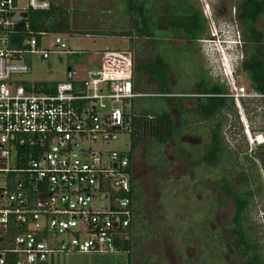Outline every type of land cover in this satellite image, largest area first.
Here are the masks:
<instances>
[{"label":"built area","instance_id":"built-area-1","mask_svg":"<svg viewBox=\"0 0 264 264\" xmlns=\"http://www.w3.org/2000/svg\"><path fill=\"white\" fill-rule=\"evenodd\" d=\"M19 1L0 0V264H47L57 252L116 250L134 216L130 156L85 141L111 143L121 129H132L140 95L132 51L105 49L82 77L72 70L77 86L67 78L52 92L41 81L20 79L30 70L25 52L50 56L43 43L51 32L38 30L23 46H11L12 32L33 33L13 12L50 6V0H26V7ZM67 47L65 33L54 32L55 51ZM102 187L110 189V203L93 208L91 198Z\"/></svg>","mask_w":264,"mask_h":264},{"label":"rangeland","instance_id":"rangeland-1","mask_svg":"<svg viewBox=\"0 0 264 264\" xmlns=\"http://www.w3.org/2000/svg\"><path fill=\"white\" fill-rule=\"evenodd\" d=\"M95 3L103 2V0H91ZM240 0H200L204 12L207 14L210 24V34L207 36L208 40L200 41L197 44V47L200 49L199 55H193V53L186 54L184 51L182 53L176 52L174 55L168 56L171 64L175 67L186 68V71H183V75L178 74V78L184 77L188 80L187 85L191 86V83H195L197 77H201L202 68H200V63L210 72L213 77L220 82L227 80V87L231 92H235V98L238 97L239 92H254V87L252 85L251 79L248 73L243 69L241 63L231 65L229 62L233 56L232 54L227 53L228 63L226 65L227 75H224L219 67L221 63V57L217 50H222L226 48L224 42L226 39L237 38L240 39V23L236 17L235 6ZM19 4L22 7H26L27 1L20 0ZM162 19V18H161ZM162 24L164 26L168 25L166 19H162ZM258 24L264 28V14L258 19ZM65 38L68 43V47L64 50L55 51L54 48V32H51L47 35L44 40L43 46L51 50L49 57H43L40 53L25 52L22 58V61L27 62L30 66V70L27 73L18 74V77L23 80H28L31 82H39L43 80H64L68 76V67L73 65L74 69H80V75L86 73L87 67H93L97 65V62L100 59L102 51L105 49H126L132 51L133 59V68L136 60L135 48L133 46V41L129 36L124 35H100V34H84V33H75V34H65ZM174 39V38H173ZM151 40V39H150ZM181 42V37L174 39V44H179ZM243 42V41H242ZM240 56L243 54L241 45L239 46ZM69 49L71 51H69ZM77 52H72V51ZM221 52V51H220ZM145 57L151 55L150 50L146 49ZM185 53V54H183ZM191 55V56H190ZM186 56L188 58H186ZM93 59V60H92ZM183 62H188L186 65ZM183 63V65L181 64ZM156 66H162L160 60L155 61ZM234 66V67H233ZM165 68V67H164ZM181 68V69H182ZM233 68L236 69V72H233ZM79 75V73L74 74ZM135 75V74H134ZM136 77V76H135ZM150 81H156L152 77L149 78ZM190 82V83H189ZM180 84V82H178ZM157 84V83H156ZM178 84V85H179ZM177 85V84H176ZM158 87V84L156 85ZM257 92V91H255ZM240 97V96H239ZM160 100L156 96L145 95L141 96L139 103L141 107L151 108L158 110L162 106L160 105ZM241 107L235 104L234 107L229 108L226 106L224 113V130L226 131V140L229 148H235L238 145L239 140L242 138L238 136V133H235L237 127L240 126L238 118L235 114V107H239L242 110L247 112V123L251 124L254 128L264 127V114L261 107V98L259 99H250L249 96L245 98L241 97ZM258 105V106H257ZM133 123L131 124V126ZM133 132L128 127L121 129L119 131L118 138L113 140L111 143H107L102 140H95L88 138L85 141V145H91L96 150H102L103 152L110 151L112 149H118L125 151L130 155L131 143L133 141ZM262 137L261 135L258 136ZM263 138V137H262ZM260 140V139H259ZM180 145L188 147L192 150L194 159L199 158L201 153L200 145L196 146L193 144H188L186 142H181ZM242 146H247L246 140L243 138L240 143ZM160 141H147V150L157 154L159 149L162 147ZM167 150L173 156L179 158L177 161V166L172 170V172H163L162 177L172 178L173 181L165 179L163 180V185L160 182H157L156 171L152 170L150 173L145 172L142 175L141 184L145 188L146 195L144 200L139 202V207L145 215V223L147 226H151L153 229V234L148 240H145L141 251L144 253H150L161 258L162 254L170 253L169 248H173L177 253L176 246L179 245V233L183 232L187 228L193 229L194 246L189 247V254L195 252V247L201 245V238L203 235V230L201 226L197 225L195 219L200 220V215L204 210L209 208V204L212 202L205 198L201 200L200 190L193 189V185L190 180L185 182L184 172L188 168V160L182 153H180L178 147L174 144L167 145ZM81 146H77L74 149L80 150ZM197 149V150H196ZM200 149V150H199ZM194 152V153H193ZM197 152V154H196ZM143 150L138 146L135 152V159L138 162H143ZM182 155V156H180ZM14 156V155H13ZM164 160V158H163ZM177 160V159H176ZM165 161V160H164ZM258 163V161H257ZM199 165L196 167L195 171H192V174L196 173V178L191 177V180L194 182L199 181L200 178L205 177L206 166ZM212 174L214 175V180H206L208 183L207 193L220 196L222 195L221 184L222 181L217 176L218 167L216 164L210 165ZM158 172V171H157ZM156 173V174H155ZM160 175V172L158 173ZM172 174V175H171ZM184 180V181H183ZM178 181V182H176ZM175 184H174V183ZM232 182V181H231ZM200 186V184H197ZM200 189L202 187H199ZM159 190H162L161 196ZM110 189L99 188L95 191V194L91 198V205L93 208L101 209L109 205L110 203ZM195 195H198V198ZM188 197L186 202L184 197ZM191 197V198H190ZM226 203L218 207L216 218L212 225H218L217 228L220 230L228 224L229 220L234 215L236 204L231 197L226 196ZM195 199V201H194ZM196 203L194 205L191 204ZM194 201V202H193ZM200 201V202H199ZM252 209L249 211L250 218L251 216L259 221L260 225L257 224L259 230L257 231V238L262 244H264V197L257 196L255 201L251 202ZM185 210H188L189 218L188 220L181 218V215L184 217ZM167 220V222H166ZM193 223V224H191ZM141 225V223H140ZM166 225L172 226V229L176 230L172 233L167 232ZM139 224L136 226L135 233L140 234L145 232V230H140ZM197 229V231H195ZM185 234V232H183ZM185 237V236H183ZM210 236L204 237L202 242L205 243L211 242ZM178 242V243H177ZM227 252L225 257L231 264H240L242 257V252L237 251L234 245L228 243L226 246ZM136 256L135 264H141L142 259ZM173 260V257L171 258ZM197 259V258H196ZM198 264L200 263L197 259ZM202 261V260H201ZM47 264H129V252L125 249L118 248L116 250H106L101 252H83V251H63L51 254L50 258L47 261ZM174 264H180L179 261H176Z\"/></svg>","mask_w":264,"mask_h":264},{"label":"trees","instance_id":"trees-1","mask_svg":"<svg viewBox=\"0 0 264 264\" xmlns=\"http://www.w3.org/2000/svg\"><path fill=\"white\" fill-rule=\"evenodd\" d=\"M235 10L243 41L241 65L248 73L254 90L261 95L255 97H257L256 99L261 98V107L264 109V28L258 24V19L264 14V0H240L235 6ZM28 12V20L20 22L18 25L23 28L28 27L33 30V33L30 31L12 32L9 42L11 46H23L25 38L38 30L65 34L129 36L133 41L136 60L137 58L139 60L135 61L134 65V90L140 93L135 97L132 105L131 124L139 126L146 123L153 127L154 135L158 136V141L162 145L171 139L170 131L174 127V122L170 106L163 100V94L168 92L169 72L167 69L156 66L154 62L161 59L167 67L174 69L175 67L171 64L165 51L173 53L184 51L186 54L189 52L199 55L200 49L197 44L210 34L209 19L200 0H103L100 3L91 0H50L48 8L29 9ZM163 13L174 24L169 32H164L162 26L158 24V17ZM178 34H186L191 45L188 46L184 43L180 48H174L170 37ZM159 36H169V38L151 42V37ZM147 48L151 53L148 58L145 57ZM200 68L203 72L199 77V86H201V91L207 95L201 97L199 111L212 116L223 106L234 107V95L228 94L230 90L227 85L215 79L201 63ZM72 70H74L73 65ZM150 77L156 81H150ZM67 78L74 80L76 86L79 84L73 76H67ZM41 82L43 89L52 92L56 90L58 83L56 80ZM156 83L159 85L158 87ZM145 95L156 96L161 99L160 105L161 102L163 105L158 110L141 107L137 102L141 96ZM262 111L264 114V110ZM217 125L218 128L216 127L214 134L215 147L208 155L199 156L198 159L201 162L204 159L213 160L220 153L223 144L220 136L221 123L218 122ZM132 151L131 149L129 156L132 155ZM131 194H134L133 196L139 202L141 201L137 186H133ZM240 205L238 217L234 222L240 233V238L234 240L246 254L247 264H264V252L258 240L252 237V227L246 224L243 214L247 202L240 201ZM140 211L137 208L136 214H139ZM138 222L135 221V224L131 223L128 226V237H119L117 240V246L127 250L129 255L142 240L149 238L152 233L151 229L142 221L141 225L144 228L146 226L145 232L136 234L135 228Z\"/></svg>","mask_w":264,"mask_h":264},{"label":"flooded vegetation","instance_id":"flooded-vegetation-1","mask_svg":"<svg viewBox=\"0 0 264 264\" xmlns=\"http://www.w3.org/2000/svg\"><path fill=\"white\" fill-rule=\"evenodd\" d=\"M166 17L167 15L165 13L160 14L158 17V24L162 26V30L164 32H169L174 24L171 19ZM161 18L166 19L169 22L168 25L164 26L161 22ZM178 37H181V42L179 44H174V39ZM168 38L169 36H159L151 37L150 39L151 42H155V40L157 39ZM170 38L171 44L176 49L183 46L184 43L188 46L191 45V42L189 41L186 34H178ZM168 49L170 50V48ZM165 52L167 53V56L175 54L172 51ZM182 52L183 51H180V53ZM186 58L188 57L186 56ZM157 60H160V62L165 68L162 66L159 67L167 69L169 72L170 81L168 92L163 94V100L170 106L171 117L174 122V127L170 131L172 135L171 139H169L163 144L157 154H153V152L148 151L146 149L147 141H158V136L154 135L153 127L146 123L139 126H132L131 130L133 132L134 137L131 143V149L133 151L132 155L130 156V161L128 165V169L131 174L132 189L133 186H137L139 188L140 198L141 201H143L146 195V191L145 188H143L141 182H139V180H141V177L143 174H145V172L150 173L152 170L156 171L157 174L155 173V179H157V182H160L161 185H163V180L165 179L170 180V182L173 181L172 178L170 179L168 177L163 179L164 177H162V174L164 171L171 173L175 166L178 165L177 161H179V158L173 156V154H170L166 147L167 145L174 144L175 146H179L178 149L180 153L183 152L182 155L185 154L187 160L189 161L188 168L185 169L183 179L185 180V182H188V180H190L191 184L193 185V189L200 190V201L204 200L205 198H208V200H211L212 202L209 204V208L207 210H204L203 213L200 215V220L195 219V221H192L193 223L196 222L197 225L201 226V229L203 230L201 245L195 247V252L193 254H189V247L194 246L192 225L191 228H187L183 231L185 232V234L180 231V242L179 245L176 246L177 253L175 252V250H173L172 247L169 248L170 253L162 254L161 258L150 253H144L141 251V248L145 240L141 239L142 241L138 244L137 248L132 251L131 255H129V264H135V255L139 256L142 259L141 264H174L176 261H179L180 264H198L197 259H199L200 261L199 264H231L225 257V254L227 252L226 246L228 245V243L234 245L237 251L242 252L240 264H247L246 254L238 247L234 240L235 238H240V233L237 230L234 222L237 219L238 213L240 211V201L247 202L246 207L243 209L246 224L252 227V237L258 240L261 249L264 252V244H262L257 238V231L259 230L257 224L260 225V223L254 217L251 216L250 218V215L248 214L250 209H252L251 202L255 201L257 196L264 197V127L254 128L251 126V124H249V122L247 123L246 110H242L241 108H239L241 107V97L245 98V96H242L244 95V93H238V97L235 98L236 93L230 91L228 94L234 95V106L236 103L239 106L235 107L234 109L236 117L238 118L240 124V126L237 127L235 133H238L239 137H241L242 139L244 138L246 140L247 146L245 147L240 145V143L242 142L241 139L239 140L238 145L235 148H229L225 135L226 131L224 130L223 126L225 119L224 110L226 106H223L222 108L218 109L212 116H208L207 113L205 114L203 113V111H199V108L201 106V97L207 95V93L201 91V86H199L200 78L197 77L195 83H191V86H188V80H186V78H178V74L181 73L183 75V71H186L185 69H188V67L185 66V68H182L181 66L176 67L175 65V68L171 69L167 67L161 59ZM183 63H185L186 65L188 64V62ZM183 63L181 64L183 65ZM223 81L225 84L228 83L227 80ZM178 82H180V84ZM256 98L257 97L255 96H250V99L255 100ZM228 107L231 108L230 106ZM218 122L221 123L220 136L223 144L221 146L220 153L215 159H204V161L201 162L198 158L194 159L195 154H192V150H190L186 146L180 145L181 142H186L188 144H193L196 146L200 145L201 153L199 155H208L210 151L215 147L214 134L216 127L218 128ZM260 135L263 138H259L258 136ZM138 146H140L143 150V162H138L135 159V152ZM163 158L165 161L163 160ZM198 163L206 166V176L203 177V179L200 178L199 181L193 183L191 177L194 176L196 178L197 174H192V171L196 170V167L199 165ZM214 164H216V166L218 167L217 176L222 181V195L220 196H215L211 193H207L208 183L206 182V180H214V175L212 174V170L210 169V165ZM159 172L160 175L158 174ZM197 184H200V186ZM199 187L202 188L200 189ZM159 192L161 196L162 190H159ZM133 195L132 203L134 205L135 210L131 223L135 224V221H139L138 224L139 226H141L140 230L142 231L145 230L146 226L144 228V226L140 225V223H142V221H144L145 223L144 217L146 214L143 212V210H141V208L139 207V201ZM226 196L231 197L233 199L236 204V209L234 215L229 220L228 224H226V226L220 230V228H217V224L212 225V223L216 218L217 210L219 209L218 207H221L226 203ZM194 197L196 199V197L198 198V195H195ZM184 198L186 199L185 201L188 202V197L185 196ZM191 204L194 205L196 203L193 204L191 201ZM137 208L141 210L139 214H136ZM189 217L190 216L188 210H185L184 217L183 215H181V218L186 220H188ZM145 225L147 224L145 223ZM148 227L151 229L152 232L150 235L151 237L153 234V229L149 225ZM166 229L169 233L176 231L175 229H172L171 225H166ZM195 231H197V229H195ZM208 235L211 238V242H202L203 238H206ZM128 236L129 231L127 232L126 237ZM146 240H148V238ZM172 257L173 260L171 259Z\"/></svg>","mask_w":264,"mask_h":264},{"label":"clouds","instance_id":"clouds-1","mask_svg":"<svg viewBox=\"0 0 264 264\" xmlns=\"http://www.w3.org/2000/svg\"><path fill=\"white\" fill-rule=\"evenodd\" d=\"M203 40H208V39L206 37V38H202L201 39V41H203ZM242 44H243L242 39H241V41H240V39H237V38H235V39L231 38V40L230 39H226L225 42H224V45H225L226 48L225 49L222 48V50L221 49L217 50L219 52V54H220V57H221V63L222 64L219 67L221 68V71H222L223 74H225V75L227 74V72H226V65L228 63V60L226 59L228 57L227 53L228 54H232V56H233L230 59L232 61L229 62V64L235 65V64L241 63V59L243 57V54L240 56L238 49H240L239 46L241 45L242 50H243ZM233 72L234 73L236 72L235 68H233ZM239 93H244V95H242V96H245V97L246 96H249V97L250 96H259L260 95L258 92H255V91L254 92H245L244 91V92H239Z\"/></svg>","mask_w":264,"mask_h":264},{"label":"water","instance_id":"water-1","mask_svg":"<svg viewBox=\"0 0 264 264\" xmlns=\"http://www.w3.org/2000/svg\"><path fill=\"white\" fill-rule=\"evenodd\" d=\"M12 17L14 20H18V21H25L28 20L29 18V12L28 11H18V12H13ZM17 58L21 57L20 53L16 54ZM68 76L71 77L72 76V65H70L68 67Z\"/></svg>","mask_w":264,"mask_h":264},{"label":"crops","instance_id":"crops-1","mask_svg":"<svg viewBox=\"0 0 264 264\" xmlns=\"http://www.w3.org/2000/svg\"><path fill=\"white\" fill-rule=\"evenodd\" d=\"M93 60V59H92ZM98 63V62H97ZM79 70V75H77V77H82L83 75H80V69H78ZM138 104H139V102H137Z\"/></svg>","mask_w":264,"mask_h":264}]
</instances>
